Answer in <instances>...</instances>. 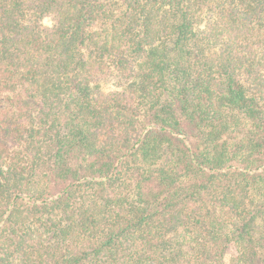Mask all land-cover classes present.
<instances>
[{
	"label": "trees",
	"instance_id": "obj_1",
	"mask_svg": "<svg viewBox=\"0 0 264 264\" xmlns=\"http://www.w3.org/2000/svg\"><path fill=\"white\" fill-rule=\"evenodd\" d=\"M0 264H264V0H0Z\"/></svg>",
	"mask_w": 264,
	"mask_h": 264
}]
</instances>
